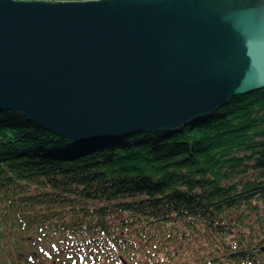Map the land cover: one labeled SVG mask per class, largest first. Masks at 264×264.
Here are the masks:
<instances>
[{"label": "trees", "instance_id": "trees-1", "mask_svg": "<svg viewBox=\"0 0 264 264\" xmlns=\"http://www.w3.org/2000/svg\"><path fill=\"white\" fill-rule=\"evenodd\" d=\"M41 242L62 264H264V88L171 131L88 141L0 110V264Z\"/></svg>", "mask_w": 264, "mask_h": 264}, {"label": "water", "instance_id": "water-1", "mask_svg": "<svg viewBox=\"0 0 264 264\" xmlns=\"http://www.w3.org/2000/svg\"><path fill=\"white\" fill-rule=\"evenodd\" d=\"M264 88V0H0V110L72 141L171 131Z\"/></svg>", "mask_w": 264, "mask_h": 264}, {"label": "rangeland", "instance_id": "rangeland-1", "mask_svg": "<svg viewBox=\"0 0 264 264\" xmlns=\"http://www.w3.org/2000/svg\"><path fill=\"white\" fill-rule=\"evenodd\" d=\"M48 247L49 246L46 245L45 242L44 243L41 242L39 247H28V249L26 251H22L23 253L22 252L20 253L21 254V258L19 260L20 261L19 264H23L24 263L23 259L25 257L24 256L25 254L26 255H33V254H38L39 255L37 257L38 260L36 262H34L33 264H55V263H58V262H60V264H62L63 263L62 260L54 262L57 259V257L56 258L50 257L49 259H46L45 251L48 250L47 249ZM27 252L29 254H27ZM7 253H9V252H5L4 250H3V252L2 251L0 252V261L1 260L5 261L7 259V256H8ZM87 253L89 254L90 252H85L86 255H87ZM184 256H185V254H183V257ZM84 258H85V261H87L86 262L87 264H92L93 262H97L95 257H93V259H91L89 256H85ZM178 258L180 259L179 255H178ZM53 259H55V260L53 261ZM51 261H53V262H51ZM101 261H104V260H101ZM101 264H104V263L101 262Z\"/></svg>", "mask_w": 264, "mask_h": 264}, {"label": "bare ground", "instance_id": "bare-ground-1", "mask_svg": "<svg viewBox=\"0 0 264 264\" xmlns=\"http://www.w3.org/2000/svg\"><path fill=\"white\" fill-rule=\"evenodd\" d=\"M205 117V116H204ZM39 126V125H38ZM41 127V126H40ZM43 128V127H42ZM44 129V128H43ZM46 130V129H45Z\"/></svg>", "mask_w": 264, "mask_h": 264}]
</instances>
